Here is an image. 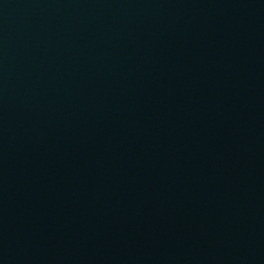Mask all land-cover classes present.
I'll list each match as a JSON object with an SVG mask.
<instances>
[{"label": "water", "instance_id": "95a60500", "mask_svg": "<svg viewBox=\"0 0 264 264\" xmlns=\"http://www.w3.org/2000/svg\"><path fill=\"white\" fill-rule=\"evenodd\" d=\"M0 264H264V0H0Z\"/></svg>", "mask_w": 264, "mask_h": 264}]
</instances>
